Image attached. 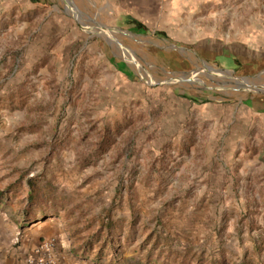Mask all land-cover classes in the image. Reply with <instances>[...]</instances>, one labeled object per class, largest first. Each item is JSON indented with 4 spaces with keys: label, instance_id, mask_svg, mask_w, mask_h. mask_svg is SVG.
I'll return each mask as SVG.
<instances>
[{
    "label": "rangeland",
    "instance_id": "374dc122",
    "mask_svg": "<svg viewBox=\"0 0 264 264\" xmlns=\"http://www.w3.org/2000/svg\"><path fill=\"white\" fill-rule=\"evenodd\" d=\"M259 90L264 0H0V204L74 264H264Z\"/></svg>",
    "mask_w": 264,
    "mask_h": 264
},
{
    "label": "crops",
    "instance_id": "0c3cea01",
    "mask_svg": "<svg viewBox=\"0 0 264 264\" xmlns=\"http://www.w3.org/2000/svg\"><path fill=\"white\" fill-rule=\"evenodd\" d=\"M136 28L141 26L136 25ZM210 51L206 50L200 55L206 60L223 56L220 51L215 52L216 54ZM122 57L128 59L125 51H122ZM228 59L234 60L236 57L229 55ZM57 225L49 221L25 224L16 210L0 204V264H33L31 260L35 257L38 246L52 237L57 240L56 264H74L65 248L64 236L59 235L60 231L56 229Z\"/></svg>",
    "mask_w": 264,
    "mask_h": 264
},
{
    "label": "built area",
    "instance_id": "2783aa9c",
    "mask_svg": "<svg viewBox=\"0 0 264 264\" xmlns=\"http://www.w3.org/2000/svg\"><path fill=\"white\" fill-rule=\"evenodd\" d=\"M57 240L52 237L44 240L37 248L35 257L31 260L33 264H56Z\"/></svg>",
    "mask_w": 264,
    "mask_h": 264
},
{
    "label": "water",
    "instance_id": "95a60500",
    "mask_svg": "<svg viewBox=\"0 0 264 264\" xmlns=\"http://www.w3.org/2000/svg\"><path fill=\"white\" fill-rule=\"evenodd\" d=\"M220 71H221V73H224V74H227V75H230V76H234V73H235L232 70H220ZM240 79H242L243 81L247 80V78H245V77H242ZM259 93L264 95V92H262L261 90H259Z\"/></svg>",
    "mask_w": 264,
    "mask_h": 264
},
{
    "label": "trees",
    "instance_id": "16d2710c",
    "mask_svg": "<svg viewBox=\"0 0 264 264\" xmlns=\"http://www.w3.org/2000/svg\"><path fill=\"white\" fill-rule=\"evenodd\" d=\"M130 22L135 23L137 26H141L142 27V25L139 22H136L135 20H130ZM26 224H29V223H26Z\"/></svg>",
    "mask_w": 264,
    "mask_h": 264
}]
</instances>
